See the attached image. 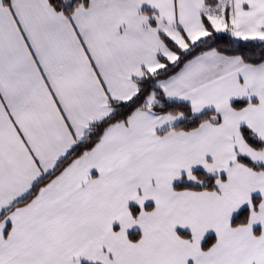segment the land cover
<instances>
[{"label": "snow or ice", "instance_id": "1", "mask_svg": "<svg viewBox=\"0 0 264 264\" xmlns=\"http://www.w3.org/2000/svg\"><path fill=\"white\" fill-rule=\"evenodd\" d=\"M0 264H264V0H0Z\"/></svg>", "mask_w": 264, "mask_h": 264}]
</instances>
